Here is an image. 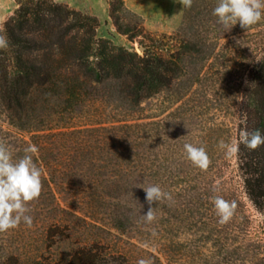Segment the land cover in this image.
Returning a JSON list of instances; mask_svg holds the SVG:
<instances>
[{
  "label": "trees",
  "instance_id": "1",
  "mask_svg": "<svg viewBox=\"0 0 264 264\" xmlns=\"http://www.w3.org/2000/svg\"><path fill=\"white\" fill-rule=\"evenodd\" d=\"M17 4L0 26V36L8 41L0 49V102L13 112L17 133L38 132L39 166L51 173L58 193L74 201L70 209L58 201L53 225L60 239L69 237L72 227L63 213L77 216L81 209L86 208L84 214L102 209L112 190L126 183L134 186L135 199L147 211L143 188L158 185L172 200L152 204L153 222L138 219V235L147 236L153 248L139 247L138 260L186 264L192 249L175 235L185 211L194 214L200 228L216 227L213 244L226 262L264 264V243L248 236L250 215L244 201L246 197L264 211V145L250 150L239 144L232 176H227L226 153L219 151L220 141L237 143L243 129L264 134V57L248 74L244 114L230 139L219 123L201 118L213 101L212 79L220 67L210 61L212 28L196 22L197 12L185 8L175 33L147 35L141 17L125 0H112L110 16L117 31L132 41L141 35L140 53L98 36L100 21L94 14L55 0ZM120 12L139 21L124 26ZM231 53L226 48L221 55L227 71ZM28 109H38L36 125L23 120ZM197 126L203 134L195 132ZM23 140L25 147L31 143ZM185 143L206 149L211 159L206 171L187 159ZM42 177L47 179L45 173ZM233 179L239 187L232 186ZM214 196L236 202L227 223L218 222ZM114 224L127 227L120 218ZM133 256L97 238L82 241L70 257L54 264H137ZM10 258L7 264H37L16 254Z\"/></svg>",
  "mask_w": 264,
  "mask_h": 264
},
{
  "label": "rangeland",
  "instance_id": "2",
  "mask_svg": "<svg viewBox=\"0 0 264 264\" xmlns=\"http://www.w3.org/2000/svg\"><path fill=\"white\" fill-rule=\"evenodd\" d=\"M58 3L68 4L70 7L81 10L85 13L94 14L98 17L100 25L97 29L98 36L108 37L114 43L124 45L127 48L134 47L140 53L143 47L140 45L142 36H137L135 40H130L127 35L117 31L112 17L110 16V3L112 0H55ZM218 0H193L189 12H197L195 20L203 27H211L209 38L215 42L211 62H216L220 67L219 71L212 79L213 90L211 98L213 101L208 104L206 113L201 114V118L209 119L211 122L219 123L224 127L225 133L234 139L238 129V124L244 114V101L247 91L248 74L255 71L264 57V18L248 30L242 29L237 23L230 30L226 29L218 22L213 10ZM126 6L136 15L140 16V23L144 25V33L147 35H160L163 33H175L183 18L185 8L175 0H125ZM18 6L17 0H0V26L13 14ZM193 10V11H192ZM121 14V22L124 26L134 25L139 21L137 16L126 12ZM230 49L229 71L226 69L225 61L221 56L224 49ZM216 65V66H217ZM222 71V72H221ZM149 101L144 102L148 105ZM27 116L23 120L29 119V124L36 125L38 109H28ZM13 112L8 111L0 102V141L4 142L13 153V159L17 160L24 155L25 143L23 139L35 144L34 137L37 131L16 132L12 125L14 121ZM29 117V118H28ZM196 133L203 134L202 127L197 126ZM230 140L226 144H233ZM28 146V145H27ZM226 153V149L219 151ZM41 153L33 160L39 166ZM230 167L227 176H232L233 168L236 166V158L233 154L227 156ZM47 179L42 177L43 190L39 199L29 203L28 207L33 218L32 227L21 224L7 232L0 233V264L10 262L11 254H16L22 260L37 261V264H54L58 260H66L76 246L82 241H90L102 238L109 242L112 250L129 251L139 261L135 255L139 253V247L151 248V242L147 236L138 235L136 223L139 220L146 221L143 215L147 213L143 204L135 199V188L132 184L126 183L112 190L111 196L105 200L103 208L97 211H86L81 209L77 216L63 213L61 217L72 227L69 237L60 239L53 223L58 217V201L61 205L73 206V200L67 193H58L55 188L54 179L49 171L44 172ZM47 182L50 183L47 186ZM232 186L239 187L238 180H232ZM58 197V198H57ZM247 213L250 215L248 223V236L258 239L264 243V211L257 210L254 205L244 197ZM141 206H140V205ZM148 205V209H149ZM152 207V205H151ZM153 208V207H152ZM165 213L164 216H166ZM193 213L183 211L180 221L176 226L175 235L184 243L186 248L192 249L186 264H230L222 255L215 251L213 239L215 237V226L200 228ZM122 219L127 225L125 229L115 226V220ZM171 225H176L171 224ZM174 231V230H173ZM204 231V232H203ZM205 233V234H204ZM235 262V259H233ZM238 264H243L238 262ZM113 264V263H112ZM245 264V263H244ZM247 264V263H246Z\"/></svg>",
  "mask_w": 264,
  "mask_h": 264
},
{
  "label": "clouds",
  "instance_id": "3",
  "mask_svg": "<svg viewBox=\"0 0 264 264\" xmlns=\"http://www.w3.org/2000/svg\"><path fill=\"white\" fill-rule=\"evenodd\" d=\"M184 8H191L193 0H175ZM218 18V22L226 29H231L239 23L242 29L248 30L264 18V0H218L212 13ZM8 47L5 36H0V49ZM239 144H243L250 150H256L264 145V134L259 129L248 131L243 129L239 133L238 142L225 144L219 142V147L226 149V155L231 157L239 151ZM184 151L191 163L206 171L211 165V159L204 147H198L191 143L184 144ZM39 149L35 144L29 143L24 149V155L17 160L13 159V153L9 147L0 141V233L17 228L21 222L32 227L33 218L28 215L29 203L39 199L42 190V176L44 170L38 167L33 157H38ZM146 193V201L150 206L143 215L146 222L151 223L156 219L154 202L172 200L170 193L162 191L160 186L154 185L143 188ZM212 202L219 217V223H227L234 214L235 201H227L221 196H214ZM137 264H152L150 259H140Z\"/></svg>",
  "mask_w": 264,
  "mask_h": 264
}]
</instances>
